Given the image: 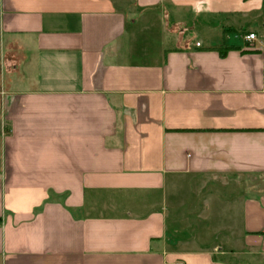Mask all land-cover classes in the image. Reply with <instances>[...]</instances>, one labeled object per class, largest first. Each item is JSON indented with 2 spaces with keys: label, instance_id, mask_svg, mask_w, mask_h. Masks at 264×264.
Returning a JSON list of instances; mask_svg holds the SVG:
<instances>
[{
  "label": "crops",
  "instance_id": "obj_1",
  "mask_svg": "<svg viewBox=\"0 0 264 264\" xmlns=\"http://www.w3.org/2000/svg\"><path fill=\"white\" fill-rule=\"evenodd\" d=\"M263 32L264 0H0V264H264Z\"/></svg>",
  "mask_w": 264,
  "mask_h": 264
},
{
  "label": "rangeland",
  "instance_id": "obj_2",
  "mask_svg": "<svg viewBox=\"0 0 264 264\" xmlns=\"http://www.w3.org/2000/svg\"><path fill=\"white\" fill-rule=\"evenodd\" d=\"M255 26V24H250L248 27H246V28H250V29H256V27H254ZM256 30H258V32H261L260 31V29L258 28V29H256ZM187 34H188V32H187ZM263 34H264V32H263ZM170 220H172V219H170ZM170 231H171V228H172V224H171V222H170ZM204 226V229H206V230H209V228H208V226H205V225H199V224H194V225H192V227H194L192 230H191V232L193 233V234H198V232H200V228L201 227H203ZM184 232V234L185 233H188V231H183ZM187 235V234H186ZM219 237V234H218V236H217V238Z\"/></svg>",
  "mask_w": 264,
  "mask_h": 264
},
{
  "label": "built area",
  "instance_id": "obj_3",
  "mask_svg": "<svg viewBox=\"0 0 264 264\" xmlns=\"http://www.w3.org/2000/svg\"><path fill=\"white\" fill-rule=\"evenodd\" d=\"M256 39V33H249L245 36V40L248 42H253ZM175 264H186L184 261L179 260Z\"/></svg>",
  "mask_w": 264,
  "mask_h": 264
},
{
  "label": "trees",
  "instance_id": "obj_4",
  "mask_svg": "<svg viewBox=\"0 0 264 264\" xmlns=\"http://www.w3.org/2000/svg\"><path fill=\"white\" fill-rule=\"evenodd\" d=\"M222 55H223V53H222Z\"/></svg>",
  "mask_w": 264,
  "mask_h": 264
}]
</instances>
